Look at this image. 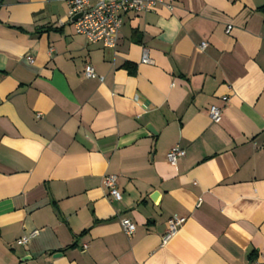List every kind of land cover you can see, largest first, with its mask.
I'll use <instances>...</instances> for the list:
<instances>
[{"label": "crops", "instance_id": "obj_1", "mask_svg": "<svg viewBox=\"0 0 264 264\" xmlns=\"http://www.w3.org/2000/svg\"><path fill=\"white\" fill-rule=\"evenodd\" d=\"M166 1L111 49L63 2L0 0V264H264V0Z\"/></svg>", "mask_w": 264, "mask_h": 264}, {"label": "built area", "instance_id": "obj_2", "mask_svg": "<svg viewBox=\"0 0 264 264\" xmlns=\"http://www.w3.org/2000/svg\"><path fill=\"white\" fill-rule=\"evenodd\" d=\"M63 2L68 7V15L72 18L74 32L86 39L89 43H99L105 48H115L119 30L122 24V16L127 13L145 14L153 11L159 6L170 9L166 0H57ZM79 16V17H78ZM78 17V18H76ZM230 27L227 28L229 32ZM207 47L206 42L199 45L202 51ZM52 49H50V53ZM29 63L32 59L28 58ZM142 63H148L147 53L144 52ZM83 77L91 78L95 76L91 65H85ZM100 80H102L100 78ZM225 100V99H224ZM208 115L213 123H218L222 109L217 106H210ZM185 151L178 145L173 146L165 155L166 161L170 164H176L179 159L184 157ZM103 187L107 191V197L110 201H121V194L117 189V177L107 175L103 178ZM201 200L199 199L198 204ZM184 217L173 215L167 220L166 232L162 237V243L170 240L182 227L185 222ZM120 227L127 238H130L135 232V224L130 219H121ZM37 235V231L31 232L27 236L16 241L17 245H24L29 238ZM85 248V247H84ZM249 264H260L257 261H251Z\"/></svg>", "mask_w": 264, "mask_h": 264}, {"label": "trees", "instance_id": "obj_3", "mask_svg": "<svg viewBox=\"0 0 264 264\" xmlns=\"http://www.w3.org/2000/svg\"><path fill=\"white\" fill-rule=\"evenodd\" d=\"M260 10L264 12V6H263V7H261V8H260Z\"/></svg>", "mask_w": 264, "mask_h": 264}, {"label": "water", "instance_id": "obj_4", "mask_svg": "<svg viewBox=\"0 0 264 264\" xmlns=\"http://www.w3.org/2000/svg\"><path fill=\"white\" fill-rule=\"evenodd\" d=\"M79 17V16H78ZM78 17H76V18H78ZM149 129V128H148Z\"/></svg>", "mask_w": 264, "mask_h": 264}]
</instances>
